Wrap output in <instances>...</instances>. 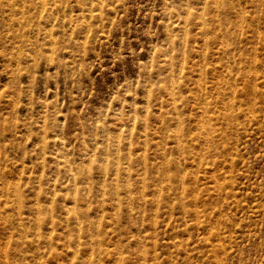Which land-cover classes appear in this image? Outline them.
<instances>
[{"label": "rangeland", "instance_id": "obj_1", "mask_svg": "<svg viewBox=\"0 0 264 264\" xmlns=\"http://www.w3.org/2000/svg\"><path fill=\"white\" fill-rule=\"evenodd\" d=\"M0 264H264V0H0Z\"/></svg>", "mask_w": 264, "mask_h": 264}, {"label": "bare ground", "instance_id": "obj_2", "mask_svg": "<svg viewBox=\"0 0 264 264\" xmlns=\"http://www.w3.org/2000/svg\"><path fill=\"white\" fill-rule=\"evenodd\" d=\"M43 5V4H42ZM40 9V8H39ZM42 10H43V8H42ZM43 12V11H42ZM74 175V174H73ZM73 178H75V177H73ZM73 187H75V185L73 186ZM74 189V188H73ZM76 190V189H75ZM75 192V191H74ZM73 193V192H72ZM75 194V193H74ZM79 195V194H78ZM72 197H74V196H72ZM74 199H75V197H74ZM75 209H73V211H74ZM76 211V210H75ZM74 211V212H75ZM78 213V212H77ZM76 212H75V214H77ZM77 216V215H76Z\"/></svg>", "mask_w": 264, "mask_h": 264}]
</instances>
